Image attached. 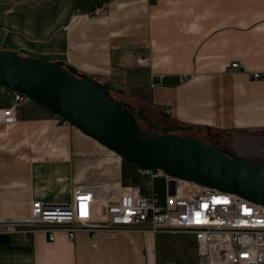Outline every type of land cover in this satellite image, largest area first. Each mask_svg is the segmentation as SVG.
Masks as SVG:
<instances>
[{
  "label": "crops",
  "instance_id": "obj_1",
  "mask_svg": "<svg viewBox=\"0 0 264 264\" xmlns=\"http://www.w3.org/2000/svg\"><path fill=\"white\" fill-rule=\"evenodd\" d=\"M1 49L112 80L164 104L169 122L264 165V77L250 74L264 73V0H0ZM137 168L26 98L16 121L0 124V217H26L34 200L68 203L74 183H111ZM155 236L0 231V264H143Z\"/></svg>",
  "mask_w": 264,
  "mask_h": 264
},
{
  "label": "built area",
  "instance_id": "obj_2",
  "mask_svg": "<svg viewBox=\"0 0 264 264\" xmlns=\"http://www.w3.org/2000/svg\"><path fill=\"white\" fill-rule=\"evenodd\" d=\"M95 8V12L100 11ZM141 57L138 63L145 64ZM253 77L264 73L250 72ZM0 124L16 121L18 106L27 98L22 92L0 85ZM138 184L74 183L67 203L31 201L25 217H0V231L25 233L38 228L53 238L63 228L72 238L77 228L125 229L137 227L145 234L179 231L190 236L196 250V264H264V205L232 192L218 190L193 180L168 174L160 168L141 169ZM156 177L165 181V196L145 193ZM148 249V254L150 252ZM143 264H165L148 258Z\"/></svg>",
  "mask_w": 264,
  "mask_h": 264
},
{
  "label": "water",
  "instance_id": "obj_3",
  "mask_svg": "<svg viewBox=\"0 0 264 264\" xmlns=\"http://www.w3.org/2000/svg\"><path fill=\"white\" fill-rule=\"evenodd\" d=\"M0 85L22 92L81 132L142 169L160 168L264 205V165L220 145L186 135L191 125H160L141 130L135 114L109 90L124 91L112 80L99 82L61 60L50 61L0 50Z\"/></svg>",
  "mask_w": 264,
  "mask_h": 264
},
{
  "label": "rangeland",
  "instance_id": "obj_4",
  "mask_svg": "<svg viewBox=\"0 0 264 264\" xmlns=\"http://www.w3.org/2000/svg\"><path fill=\"white\" fill-rule=\"evenodd\" d=\"M123 92L119 93L113 90H109V94L114 99L125 102L128 106V109L135 114L136 122L139 124L141 130L147 133L162 132L155 129L152 125H149V123L144 118L139 116L137 112H140L147 119L163 126L166 124H175L167 120L164 104L155 105L151 101H148L147 98L133 99L131 98L130 94H126ZM183 133L186 135H190L191 131L188 130L184 131ZM196 136L208 140V137L206 138L202 133H198V135L196 134ZM141 169L142 168L139 167L136 169V171L126 173L124 177H121L120 181L124 184L139 183L142 178V173L140 172ZM141 187L143 192L154 193L158 196L159 199H163L165 196V181L162 177H156L149 185L142 184ZM148 235H156L155 241L149 243L150 248L153 250L154 245L156 250H150L148 254L149 259L153 258L157 262L165 264H196V250L192 241H190V236L186 233L179 231H160L155 234Z\"/></svg>",
  "mask_w": 264,
  "mask_h": 264
},
{
  "label": "trees",
  "instance_id": "obj_5",
  "mask_svg": "<svg viewBox=\"0 0 264 264\" xmlns=\"http://www.w3.org/2000/svg\"><path fill=\"white\" fill-rule=\"evenodd\" d=\"M190 135H194V134H190ZM194 136H196V135H194ZM201 139H203V140H204L205 142H207V143L218 145L217 142H215V141L213 140V138L208 137V140H206V139H204V138H201Z\"/></svg>",
  "mask_w": 264,
  "mask_h": 264
}]
</instances>
